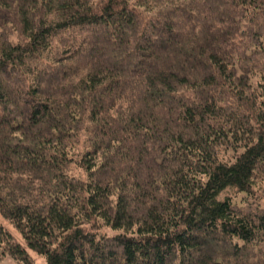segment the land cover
Instances as JSON below:
<instances>
[{
	"label": "trees",
	"instance_id": "trees-1",
	"mask_svg": "<svg viewBox=\"0 0 264 264\" xmlns=\"http://www.w3.org/2000/svg\"><path fill=\"white\" fill-rule=\"evenodd\" d=\"M0 214L25 264H264V0H0Z\"/></svg>",
	"mask_w": 264,
	"mask_h": 264
},
{
	"label": "rangeland",
	"instance_id": "rangeland-1",
	"mask_svg": "<svg viewBox=\"0 0 264 264\" xmlns=\"http://www.w3.org/2000/svg\"><path fill=\"white\" fill-rule=\"evenodd\" d=\"M233 193L236 194V192L233 190ZM0 221L3 222L7 227H9L11 230H14L15 228L12 226L11 223H9L5 218H3L0 214ZM103 231L107 232L108 234H114V231L110 230L109 228H103ZM17 237L20 239V235L18 232H14ZM207 246V245H205ZM207 248H209L207 246ZM212 249V248H211ZM30 253L34 256L35 258V264H45V257L43 255H40L34 251L30 250ZM0 264H25L22 261H17L13 259L10 255L6 254L0 259Z\"/></svg>",
	"mask_w": 264,
	"mask_h": 264
}]
</instances>
